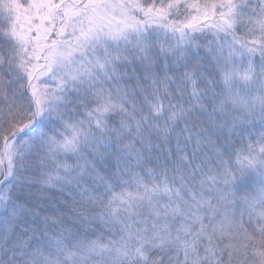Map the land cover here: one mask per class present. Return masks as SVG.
<instances>
[{
    "label": "snow or ice",
    "instance_id": "6c2138e0",
    "mask_svg": "<svg viewBox=\"0 0 264 264\" xmlns=\"http://www.w3.org/2000/svg\"><path fill=\"white\" fill-rule=\"evenodd\" d=\"M0 264H264V0H0Z\"/></svg>",
    "mask_w": 264,
    "mask_h": 264
}]
</instances>
